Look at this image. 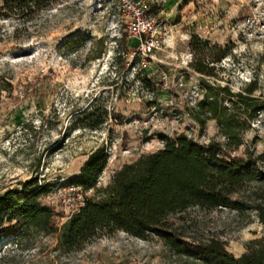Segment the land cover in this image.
<instances>
[{
	"label": "rangeland",
	"instance_id": "rangeland-1",
	"mask_svg": "<svg viewBox=\"0 0 264 264\" xmlns=\"http://www.w3.org/2000/svg\"><path fill=\"white\" fill-rule=\"evenodd\" d=\"M149 2L147 16L158 24L160 43L147 68H140L146 55L141 39L126 30L119 0H51L34 16L0 18V194L30 178L53 183L47 200L56 228L47 233L29 227L5 237L0 264H201L175 255L158 237L123 231L81 250L59 247L62 224L96 194L67 185L93 149L106 145L110 152L97 181L101 187L123 164L163 147L160 135L185 132L201 143L225 141L215 120L201 129L193 117L203 97L202 75L191 66L193 33L232 47L217 75L205 77L208 84L238 92L257 78L256 94L264 98V0ZM94 102L107 108V121L94 130L70 129ZM243 139L240 152L247 145L264 152V111ZM250 189L240 196L253 205L264 192L259 185ZM170 221L185 239L219 238L237 257L249 244L264 249V225L252 207H191Z\"/></svg>",
	"mask_w": 264,
	"mask_h": 264
},
{
	"label": "trees",
	"instance_id": "trees-1",
	"mask_svg": "<svg viewBox=\"0 0 264 264\" xmlns=\"http://www.w3.org/2000/svg\"><path fill=\"white\" fill-rule=\"evenodd\" d=\"M50 1L0 0V18L34 16ZM189 46L193 53L191 66L202 75L203 91L193 117L201 129L209 120H215L225 141L201 143L185 132L160 135L163 147L123 164L110 183L101 187L97 181L107 167L110 152L106 145L93 149L67 185L83 191L95 189L96 194L85 198L59 229L62 251L81 250L96 238L123 231L145 240L158 237L175 255L201 264H264L262 248L249 244L248 251L237 257L219 238L205 242L185 239L170 221L171 216L191 207H252L264 225V193L254 198L253 205L248 204L249 198L240 196L250 193L252 185H259L264 192V152L258 153L250 145L240 152L243 134L252 129V122L264 111V98L256 94L258 79L249 81L238 92L230 85L208 84L205 77L217 75L218 64L231 54L232 47L211 43L197 33L191 35ZM118 58L115 55L114 60ZM108 116L107 108L94 102L75 116L70 129H97ZM53 187V183L30 178L20 188L0 194V242L5 237L19 236L29 227L47 233L56 231L51 224L55 209L47 200ZM7 222L11 224L6 226Z\"/></svg>",
	"mask_w": 264,
	"mask_h": 264
},
{
	"label": "built area",
	"instance_id": "built-area-1",
	"mask_svg": "<svg viewBox=\"0 0 264 264\" xmlns=\"http://www.w3.org/2000/svg\"><path fill=\"white\" fill-rule=\"evenodd\" d=\"M119 2L129 36L141 39L143 54L149 58H142L140 68H147L148 60L155 59L151 54L152 50L159 48L160 43L157 38L158 24L151 16H147L146 12L150 2L149 0H119ZM161 143L163 145V142ZM47 198H49V194Z\"/></svg>",
	"mask_w": 264,
	"mask_h": 264
}]
</instances>
